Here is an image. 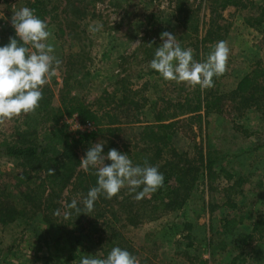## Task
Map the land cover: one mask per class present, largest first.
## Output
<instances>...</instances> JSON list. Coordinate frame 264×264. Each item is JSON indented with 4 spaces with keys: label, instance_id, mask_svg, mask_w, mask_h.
<instances>
[{
    "label": "rangeland",
    "instance_id": "obj_1",
    "mask_svg": "<svg viewBox=\"0 0 264 264\" xmlns=\"http://www.w3.org/2000/svg\"><path fill=\"white\" fill-rule=\"evenodd\" d=\"M32 1L0 0V47L12 27L14 12L29 8ZM40 1L49 11L44 20L52 33L48 43L54 46V55L61 61L56 84H46L51 87L52 109L60 106L62 96H67L74 104L116 110L123 117L125 129L113 141L119 152L124 153L126 146L141 147V129L153 122L157 112L170 111V104L197 93V86L155 74L150 61L163 43V32L172 33L194 54L197 42L184 30L178 7L184 1L183 5L187 3L191 11L200 12L207 22L212 0H85L86 15L76 21L66 12V0ZM243 1L258 4V0ZM221 14L224 22L220 23L226 31L220 34L224 35L230 54L227 70L213 91L225 95L256 63L264 64V22L260 30L250 28L244 22L247 13L232 6ZM114 92L116 97L112 98ZM122 94L138 101L140 108L127 107ZM218 108L220 113L215 110L200 129L181 123L170 138V147L177 153L196 160L201 149L211 163L208 170L198 175L186 204L156 221L120 229L123 242L128 243L122 244L123 249L136 256L140 264H264V242L258 240V233L251 234L252 223L264 218V151L231 161L226 168L223 161V153H237L230 151L241 138L254 136L256 143L258 139L264 142V126L260 127L254 113L245 111L240 116L226 99ZM17 123V118H13L0 125V143L13 141ZM60 125L70 137L84 132L77 115L63 116ZM101 141L105 145L107 137L100 136L95 143ZM83 156L80 153V158ZM221 169L233 174V178L227 180ZM79 170L84 169L80 166ZM16 173L20 171L13 162L0 155V195L7 189L4 196L12 193L10 198L18 199L14 190L18 184L13 179ZM237 178L243 179V184L229 191ZM128 188L121 189L123 197L131 193ZM61 215H53L51 219L56 221L50 224L44 223L40 215L34 220L0 225V264H80L82 257L98 252L101 258L107 257L110 251L103 250L104 245L98 242L100 233H92L94 228L83 223L80 233L66 237L59 226L63 222ZM120 225L121 222L115 228ZM109 244L118 246L116 241Z\"/></svg>",
    "mask_w": 264,
    "mask_h": 264
},
{
    "label": "trees",
    "instance_id": "obj_2",
    "mask_svg": "<svg viewBox=\"0 0 264 264\" xmlns=\"http://www.w3.org/2000/svg\"><path fill=\"white\" fill-rule=\"evenodd\" d=\"M85 2L66 0L65 9L68 16L73 17L74 21L82 20L87 10ZM183 3L178 7L179 20L184 30L197 42L198 46L193 54L197 62H204L215 44L224 41V35L220 33H225L226 30L222 29L225 27L220 22H224L221 13L226 7L232 6L245 11L247 16L244 17V22L250 28L260 30L264 22V0H258V4L243 0H212L207 22L203 15L200 16V12L191 11L187 3ZM29 8L35 10V14L42 20L49 14L45 3L40 0H33ZM262 32L264 42V31ZM10 38L19 39L13 27L8 30L4 46L9 44ZM179 44L182 49H186L184 45ZM155 74L159 73L155 71ZM220 76L213 78L214 85ZM55 84L54 76L50 80V86ZM50 86H43V99L35 113L16 117L18 123L14 128L13 141L0 143V155L11 160L14 168L20 171L13 178L18 184L14 189L18 199L10 198L9 194L12 193L4 196L7 189H3L0 195V225L5 226L21 219L34 220L40 215L44 223L50 224L51 221H56L51 217L60 209L63 222L59 226L66 237L78 231L80 233L84 223L88 228H94L92 233H100L98 242L101 246L104 245L103 250L108 248V251L114 247L123 249L122 244L126 241L123 242L121 237V228H136L144 222L156 221L166 212L181 209L189 199L198 175L209 169L211 163L201 149L196 154L197 159L191 160L185 153L179 154L170 147V138L176 133L179 124L188 127L194 124L200 129L210 114L215 110L220 113L218 107L223 99H226L240 116L245 111H252L264 123V64L256 63L238 80L236 88L225 95L216 93L213 87L201 90L197 85L198 91L192 97L186 95L183 100L170 104V111L157 112L153 122L144 125L140 132L141 147L135 145L125 148L124 153L129 155L134 165L143 166L147 160L150 165L158 167L164 175L163 186L140 201L134 197L143 186L136 192L128 188L131 193L124 197L125 193H120L121 191L112 199H106L105 195L101 194L92 212H81L78 215L75 210H68L67 204L75 198L78 207L83 209V199L88 191L97 185L95 169L90 167L87 171L79 170L80 153L85 156L100 136L107 137L104 155H107L110 149L118 148L113 141L119 138V134L125 133L122 126L124 120L116 110L74 104L67 96H62L60 106L52 109ZM117 92H114V95L109 94L108 98L110 95L112 98L116 97ZM121 98L123 103H127V107L134 106L136 110L140 108L138 101L133 98L124 94ZM72 115H77L83 123H92L95 129L80 132L75 137L68 136L60 121L63 116ZM106 163L111 164V161ZM50 168L54 169V175H49ZM221 171L227 180L233 178V174L225 169ZM243 182V179L237 178L228 190L233 191L234 186H241ZM68 187L71 189L68 190ZM65 211H71L72 214L65 217ZM120 222V228H115ZM225 223L227 226L229 221ZM257 233L258 240L264 242V218L255 220L251 225V234ZM107 236L109 240L106 239ZM114 241L118 246L109 244Z\"/></svg>",
    "mask_w": 264,
    "mask_h": 264
},
{
    "label": "clouds",
    "instance_id": "obj_3",
    "mask_svg": "<svg viewBox=\"0 0 264 264\" xmlns=\"http://www.w3.org/2000/svg\"><path fill=\"white\" fill-rule=\"evenodd\" d=\"M11 24L17 38H10L9 44L0 47V125L21 115L35 113L43 99L42 88L57 75L61 61L54 55V46L48 43L52 33L46 21L40 19L35 10L23 7L15 11ZM163 43L156 48L150 67L165 80L199 86L201 90L214 86L213 78L227 70L230 49L227 41H218L204 62H197L193 49H182L177 38L170 32L161 34ZM136 43H139L137 41ZM135 44V43H134ZM151 46V44H149ZM104 142L92 145L81 158L84 170L95 169L97 185L92 187L83 199V209L77 199L67 204L68 210L87 214L94 210L95 202L101 194L112 199L125 186L137 192L134 199L143 200L164 184V175L147 160L144 165H134L128 154L115 148L104 155ZM106 161H111L107 164ZM49 169V175H54ZM71 211H65V217ZM61 215L60 209L54 213ZM80 264H140L139 259L128 250L114 247L106 258L100 253L82 257Z\"/></svg>",
    "mask_w": 264,
    "mask_h": 264
},
{
    "label": "crops",
    "instance_id": "obj_4",
    "mask_svg": "<svg viewBox=\"0 0 264 264\" xmlns=\"http://www.w3.org/2000/svg\"><path fill=\"white\" fill-rule=\"evenodd\" d=\"M240 78H238L236 80V82H235L234 86L232 87L231 91L236 88L237 82H238V80ZM249 113L251 114V113H254V112L250 111ZM249 113L247 114V116L249 115ZM256 119L258 120V124L260 125V127L264 126V123L261 120H259L258 117H256ZM253 137L254 136L248 137L245 140H243L241 138V140L238 143L234 144L235 149H233V151H230V152H237V153H233V154L232 153H223L224 154L223 155V161L225 162L224 168L228 167L229 163H231V161H240L244 157L249 158L252 153L254 155L255 154H262V152L264 151V142L260 141V139H258V143H256V140L254 141ZM238 154H240V155H238ZM242 155H244V156H242Z\"/></svg>",
    "mask_w": 264,
    "mask_h": 264
},
{
    "label": "built area",
    "instance_id": "obj_5",
    "mask_svg": "<svg viewBox=\"0 0 264 264\" xmlns=\"http://www.w3.org/2000/svg\"><path fill=\"white\" fill-rule=\"evenodd\" d=\"M83 128H84V132H90V131H93L95 129L94 125L92 123H89V122H84Z\"/></svg>",
    "mask_w": 264,
    "mask_h": 264
}]
</instances>
